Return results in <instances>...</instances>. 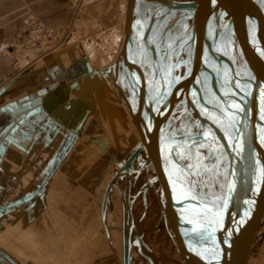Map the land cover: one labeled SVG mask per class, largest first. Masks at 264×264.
I'll use <instances>...</instances> for the list:
<instances>
[{
  "label": "rangeland",
  "instance_id": "rangeland-1",
  "mask_svg": "<svg viewBox=\"0 0 264 264\" xmlns=\"http://www.w3.org/2000/svg\"><path fill=\"white\" fill-rule=\"evenodd\" d=\"M26 1L30 7L26 6L28 13L26 18L24 17L26 19L25 27L21 30L20 34L18 33L17 35L16 33L12 41L16 43V41L21 39V35L24 34V30L27 27V19L35 14L49 25H52L56 46L47 51L46 49L49 46L45 47L41 51V53L43 52L42 57L38 59L34 57L29 58L30 62L25 67L41 61L46 54L57 53L64 46L67 48L65 51H69L70 49L71 52H74V57L67 58L63 56L66 62L62 59V62L60 61V64H58L57 59H55L54 64L57 67V65L63 63V66L68 68L77 63L78 70H83V72L78 73L79 77L77 79L83 78V76L86 79L87 89L85 97H87L92 111L98 117L101 125L105 127L106 124H109L110 130H112L109 138L115 143L117 151L115 150L113 154L115 156L108 175L97 186L98 190L94 191L93 195L88 190H85L82 185H73L72 180L66 173L59 171L56 173L55 179L52 178L55 180L56 183L53 181V184H56V186L47 192V200L41 201L39 191H36L35 195L32 196H37L33 200L34 202L28 201V204L21 203L17 214L12 216L13 221L9 219L8 209L4 212L2 211L1 217H5V220L2 219L0 223L4 222L5 224L3 223V227L0 230V245L3 246L4 251L3 254L0 251V264H125V259L127 260L126 264H185L179 253L178 245H176L177 241L173 237L172 232L175 231L172 224L173 218L170 214L169 206L167 207V202H164L162 185L157 178L152 158L146 152L143 154L142 150L136 153L129 167H124V163L130 154L143 146L140 130L137 129L132 116L127 114L126 106L122 103V100L120 101L115 92L117 87L114 84V79L116 80L117 78V81L121 79L115 74V61L112 59L114 53H112V56L107 53L108 48L111 46L114 52L115 49L119 51L123 43L120 37L116 35L112 36V31L117 32L120 36L123 35L126 0ZM19 3L21 5L19 7H23L24 0H19ZM188 15H190V12L185 9L170 11L167 7H160L151 0H137L134 26L138 24L146 26L149 23V19L152 18V22L154 23L150 32H159L156 34L149 33L147 39L155 42L161 48H169L170 50L172 49L171 51L180 50L190 39V17ZM112 26L115 27L108 32ZM172 27L174 30H172ZM133 37L134 42H136L137 37ZM90 38L98 39L103 44V47L97 45L98 54L89 58L83 50V45ZM105 41H108L107 43L110 41V43L107 44ZM144 43L142 41L137 44L141 46V49L146 51L147 47L143 46L145 45ZM134 46L135 43L132 48ZM132 48L129 47L131 54L134 53V49ZM108 52H110V49ZM11 57L12 65H14L12 66V71H17L21 67V63H18L15 57ZM100 66L107 67V69L103 71V68H100ZM121 67L124 66L121 64ZM93 70L98 71L100 74V84H103L102 79H104L105 86L110 88V90L101 85L96 87L93 85L97 83L92 77L89 78ZM67 74L55 76L58 80L56 83L58 84V90L54 99L55 101L50 102L52 105L50 109L59 113L58 116L60 117L61 138L59 142L61 151L60 154H57V157L60 159L64 158V155L76 142L75 135L77 136V129H79L80 125V118L78 116L82 110L80 108L81 105H79L80 91L77 89L71 90L69 81H71L73 75ZM124 77L126 80V74ZM75 81L72 83H75ZM162 88V86L159 87L152 94L154 103H157L168 89V87H165L164 91H162ZM115 98L117 101L116 105ZM76 109L77 111H75ZM78 111L79 113L74 118L77 121L75 123H72V120L68 121ZM230 112L232 113V111ZM192 116L188 109L181 112L180 110H173L170 120L172 123L171 132L175 131V137L181 135L180 131L184 127H187L189 129L187 131L193 134L194 132H199L196 131L197 123L191 119ZM114 117L120 120L116 122L115 118L114 124L117 123L115 126L112 120ZM192 128L195 129L192 130ZM64 131H68L67 136H64L67 133H64ZM94 137L101 141L99 135H94ZM209 138L211 137L209 136ZM199 139L196 137V139L191 140L194 144L193 146L182 144L178 141L172 143L173 151L176 153L179 161L182 162L185 170H187L186 159H194L201 154L204 155L203 158L207 161L209 166L207 167L208 171L211 168H213V171H218V165L229 162L228 151L220 143L216 146H213V143H208L209 149L207 152H204L205 148L199 145ZM99 163L102 164L103 160L97 161L95 165ZM122 167L123 172H120V168ZM79 173L83 176L82 171H79ZM190 173L189 175L193 177ZM194 174L198 177L196 173ZM115 176L119 179H117V182L116 179L112 182ZM86 177H88L87 174ZM197 179L199 180V177ZM109 181L113 185L114 183L116 184L112 188L113 190L110 189L112 186L108 183ZM67 185L79 187H71L72 190L79 192L73 193ZM105 185L108 188L103 189ZM111 194L114 198L118 197L119 201L115 202L119 203L118 207L121 212V214L114 215L112 218L108 212L109 207L114 205L110 198ZM2 197L4 196L2 195ZM8 197L12 196L9 194ZM169 223H171V226ZM101 225L107 226L109 235L107 232L104 233ZM198 225L200 230H207L203 223ZM121 226L127 227L128 243L124 247V252ZM259 228L253 241L254 244L249 264H264V217ZM115 237L119 238L118 242H116ZM114 242L116 243V247L111 245Z\"/></svg>",
  "mask_w": 264,
  "mask_h": 264
},
{
  "label": "bare ground",
  "instance_id": "bare-ground-1",
  "mask_svg": "<svg viewBox=\"0 0 264 264\" xmlns=\"http://www.w3.org/2000/svg\"><path fill=\"white\" fill-rule=\"evenodd\" d=\"M189 3L190 39L182 49L175 51L169 48L164 49V47L162 49L155 42L149 41L147 39L149 33L156 34L159 31L150 32L153 22L144 36L147 25L134 26V13L132 35L137 37V43L145 42L143 46H146L147 50L141 49L136 42L129 45L132 48L135 43L132 48L134 53L132 57H129L133 70L121 67V64L117 68L114 67L116 76L121 79L120 81H117V78L114 79V84L130 108L137 129L140 130L141 135L145 132L144 137L148 141V143L145 142L142 136L143 146L133 153L136 156V153L143 150V154L145 152L149 154L153 161V156L159 153L162 169L159 167L158 173L164 182V185L161 183L164 202H167V197L169 199V210L173 216L172 224L176 227L184 252L192 262L200 264L196 240L193 238L196 233L192 232L187 222L205 217L203 212L208 206H221L225 178L230 166H228L229 162H225L218 165V171H213V168L208 171L207 161L201 154L194 159H186L187 170H185L173 151L172 143L178 141L193 146L191 140L197 137V139L200 138L199 145L205 148L204 152H207L208 143H213V146L220 143L225 148V139L229 145L233 146L237 133L244 128L246 137H238L239 149L247 140L250 141V134L252 135L253 131L254 121L250 109H247L252 110V107L253 109L256 107L258 121L262 123L264 120V46L259 45L260 42L253 44L255 40H264V0H208L199 7L197 2ZM221 10L224 20L233 21L234 32L225 30L224 26L221 29L217 27L216 20ZM120 38L121 42L122 40L124 42V35ZM196 41L199 46H196ZM244 53L249 56V61L250 58H260L261 68L255 69L254 64L248 62ZM21 61L22 67H25L26 63L29 64L25 58ZM143 77L144 88L142 95L139 96V86L143 82ZM163 81H166L165 86H169L164 93L166 98L163 96L164 100L160 102L161 99H159L157 103H154L152 94L162 86ZM147 106L151 107L150 111L146 110ZM185 109L193 115L191 119L197 123L196 131L199 132L193 134L184 127L180 131L181 135L175 137V131L171 132L170 117L173 110L181 112ZM260 127L259 136L264 131L262 124ZM148 147H152L151 152ZM239 150L235 148L234 154H238ZM125 164L124 167H126ZM122 169L123 167L120 168V172H123ZM115 179L117 182L119 178L115 176L112 182ZM110 184L112 186L110 189L113 190L116 184ZM175 224L179 227L177 228ZM188 257H186L187 260Z\"/></svg>",
  "mask_w": 264,
  "mask_h": 264
},
{
  "label": "crops",
  "instance_id": "crops-1",
  "mask_svg": "<svg viewBox=\"0 0 264 264\" xmlns=\"http://www.w3.org/2000/svg\"><path fill=\"white\" fill-rule=\"evenodd\" d=\"M183 1L198 2V0ZM23 4L25 6L23 5V7L20 8L19 6L21 5L19 0H0V222L2 219L5 220V217H1V214L2 211L4 212L7 209L9 210V219L13 221L14 219H12V216L17 214L21 203L28 204V201L31 203L34 202L33 200H35L37 196H32L35 195L36 191H39L41 201L47 200V192L56 186V184H53V181L55 182L56 173L59 171L65 172L72 180L73 185H82L85 190H88L93 195L94 191L98 190L97 186H99L102 180L108 175L109 168L115 156L113 154L115 150L117 151L115 143L109 138L112 133L109 124L105 123V127L101 125L98 121V117L92 111L87 97H85L87 89L85 83L86 79H84V76L83 78L77 79L79 77L78 73L83 72V70H78L77 63L68 68L64 67L63 63L57 65L58 68L54 64L55 59H57V63L60 64V61L64 59L63 56L67 58L74 57L75 53L71 52L69 48V51H65L67 48L65 46L61 47L57 53L53 52L55 54H46V57L43 56L41 61L33 63L31 66L25 68L20 67L17 71H12V66L14 65H12V57L7 51L10 45L15 42L12 41V39L16 36V33L17 35L18 33L20 34L21 30L25 27V18L28 13L26 11V6L30 7V5L27 1L25 2V0ZM126 8L127 0L124 6L125 14ZM113 27L115 26L110 27L108 32H110ZM112 33V36L116 35L117 37H121L115 31H112ZM93 39L94 38L86 40L83 45V50L89 58L98 54L97 45L103 47V44H101L98 39ZM107 42L108 41H105V43ZM111 47L108 48L110 52L106 50L111 56L112 53H114L112 59L115 61L119 51L115 49L114 52L113 47ZM64 61L66 62L65 59ZM100 68H104V66H100ZM67 73L73 75L71 81H69L71 90L77 89L80 91L79 105H81L80 108H82V110L78 116V118H80V125L79 129H77L78 134L77 136L75 135L76 142L64 155V158L60 159L57 157V154H60L61 151L59 142L61 138L59 127L60 117L58 116L59 113L50 109L52 106L50 102L55 101L54 99L58 90V84H56L58 80L55 76ZM90 77L97 82L93 84L95 87L101 85V76L98 71L93 70L89 78ZM74 80H76L75 83H72ZM102 80L103 84L101 86L106 87L105 80ZM108 89L110 90V88ZM115 90L120 101L122 100V103L126 106L127 114L132 116L134 120L127 103L123 101L117 89ZM114 100L116 105V98ZM75 111H77V109ZM78 113L79 111L72 116L70 115L71 117L68 121L72 120L71 122L75 123L77 120L74 118ZM115 118L116 122L120 121L119 118L114 117V119H112L113 124ZM115 124L117 125V123ZM65 132L67 133L66 135L64 134V136H67L68 131H64V133ZM94 135H99L103 142L96 139ZM100 160H103V163L95 165V163ZM51 169H53V171H51ZM79 171H82L84 177L80 175ZM86 174L88 177H86ZM58 179L60 178L58 177ZM108 183H110V181ZM107 185L103 186V189H106V187L108 188ZM67 186H69V189L72 187L71 185ZM72 191L73 193L79 192L77 190ZM9 194L12 197H8ZM112 194L110 198L114 205L109 207L108 210L111 218L114 215L121 214L120 208L118 207L119 203L115 202L117 200L119 201V199L118 197L114 198ZM2 195L4 197H2ZM3 223H0V230L3 227ZM110 224H112V222H110ZM169 224L171 226V223ZM101 228L104 233H109L107 226L101 225ZM175 228L176 227H174V229ZM126 229L127 227L121 226L123 252L125 245L128 243ZM172 233L177 241L176 245H178L181 258L185 261V264H188L186 257L181 254L182 245H180L176 229ZM108 235L107 237L109 238ZM115 239L116 242H118L119 238L117 239L115 237ZM107 245L110 247L109 244ZM111 245L116 247L115 242ZM0 251L1 254H3L4 248L1 245Z\"/></svg>",
  "mask_w": 264,
  "mask_h": 264
},
{
  "label": "water",
  "instance_id": "water-1",
  "mask_svg": "<svg viewBox=\"0 0 264 264\" xmlns=\"http://www.w3.org/2000/svg\"><path fill=\"white\" fill-rule=\"evenodd\" d=\"M151 1H153L154 3H158L160 7H167L170 11L176 9H185L190 11L189 1ZM205 1L208 0H198V6H196H201V4H204ZM136 2L137 0H127V10L124 20L125 39L119 49L118 57L114 62L115 68H117L119 64H122L124 67H128L130 70H133L130 62L131 59L129 58L132 55L131 52H129V45H132L134 42L132 27ZM148 22L149 23L147 24V28L145 29L144 36L150 30V27L153 23L152 18L149 19ZM216 22V25L217 27H219V29L224 26L225 30L228 29L231 32L235 31L233 21H227L223 19L222 10L220 11L219 17ZM259 42V45L264 46V40H255L253 41V44H258ZM196 46H199V43L197 41ZM244 55L247 59L249 58L246 53H244ZM252 59L250 58V61L248 59V62L254 64L255 69L261 68V63H259L260 58ZM106 69L107 67H104L103 71H105ZM142 81V84H140L139 86V96L142 95V89L144 88V77ZM165 84L166 81H163L162 91L165 87H168L169 89V86H165ZM162 97L160 98V102L164 100V98H166L165 96L164 98ZM255 104L257 105V103ZM249 109L251 111V117L254 121L252 125V135L250 134V141L248 142L247 140L244 146H241V148H239L241 150L238 149L237 143L239 141V138L241 136L246 137L244 132L245 129L243 127V129L241 128L242 131H239L240 133L238 132L240 136L237 133V137L234 140L233 146L228 144L227 139L224 140L226 151H228V166H230V169L225 178L226 181L223 192L224 196L221 206H208L204 209L205 211L203 212L205 217H199L196 220H193V222H187L188 224H190L192 232L196 233L194 234L193 238L196 240L197 254L201 259L200 264H249L253 240L255 239L254 237L256 235V232L260 227L261 221L264 217V131L260 136L258 134L259 129L261 128V124L262 128H264V120L262 121V123L258 121L256 115L257 112L255 111L256 107L254 109L252 107V110L251 108H248L247 110ZM146 110L150 111L151 107L147 106ZM144 131H142V133ZM144 134L145 132L142 135L143 137ZM143 139H145V142L148 143L145 137ZM148 148L151 152L152 147ZM235 148L236 150H239L240 154H234ZM158 155L153 156V165L158 174V178L164 185V182L161 179L160 174L158 173V168H161V161ZM134 156L135 154L133 153V155L128 157L125 164L126 167L130 166L131 160L134 158ZM168 200L169 199L167 197V207L169 206ZM200 223H203V225H205V227L207 228L206 231L200 230V227L198 225ZM176 226L177 228L179 227V225ZM181 254L188 257L187 253L184 252V249L181 251ZM126 261L127 260L125 259V264ZM188 264L197 263L192 262V260L188 257Z\"/></svg>",
  "mask_w": 264,
  "mask_h": 264
},
{
  "label": "built area",
  "instance_id": "built-area-1",
  "mask_svg": "<svg viewBox=\"0 0 264 264\" xmlns=\"http://www.w3.org/2000/svg\"><path fill=\"white\" fill-rule=\"evenodd\" d=\"M26 28L24 34L21 35V39L10 45L8 50L9 55L16 58L17 62L21 63L25 58L27 62H30L29 58H40L42 56L41 51L46 49H52L55 44L54 29L52 25L43 21L39 16L33 14L27 19ZM45 51V52H46ZM44 52V53H45ZM28 64V63H26ZM21 63V67H22Z\"/></svg>",
  "mask_w": 264,
  "mask_h": 264
}]
</instances>
